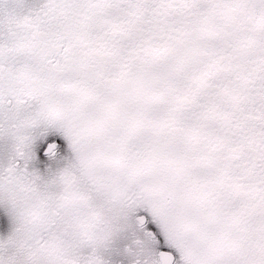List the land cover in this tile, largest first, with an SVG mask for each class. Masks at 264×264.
I'll list each match as a JSON object with an SVG mask.
<instances>
[{
  "label": "snow or ice",
  "instance_id": "snow-or-ice-1",
  "mask_svg": "<svg viewBox=\"0 0 264 264\" xmlns=\"http://www.w3.org/2000/svg\"><path fill=\"white\" fill-rule=\"evenodd\" d=\"M0 264H264V0H0Z\"/></svg>",
  "mask_w": 264,
  "mask_h": 264
}]
</instances>
